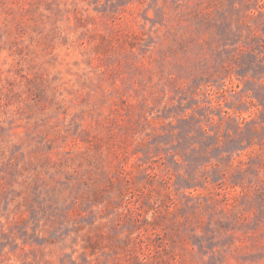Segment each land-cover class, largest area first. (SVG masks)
<instances>
[{
    "label": "rangeland",
    "instance_id": "1",
    "mask_svg": "<svg viewBox=\"0 0 264 264\" xmlns=\"http://www.w3.org/2000/svg\"><path fill=\"white\" fill-rule=\"evenodd\" d=\"M0 264H264V0H0Z\"/></svg>",
    "mask_w": 264,
    "mask_h": 264
}]
</instances>
